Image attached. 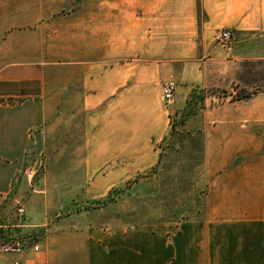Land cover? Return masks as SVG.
Masks as SVG:
<instances>
[{"label": "crops", "instance_id": "obj_1", "mask_svg": "<svg viewBox=\"0 0 264 264\" xmlns=\"http://www.w3.org/2000/svg\"><path fill=\"white\" fill-rule=\"evenodd\" d=\"M73 16L70 25H0V203L20 202L30 223L43 230L39 252L0 256V264L15 258L25 264L241 260L239 239L229 234L228 225H212L211 212L208 226L187 223L171 240L166 228L127 235L88 224L73 229L79 214L61 215L64 202L39 198L31 182L42 154L81 157L89 150L83 142L104 141L99 118L127 117L133 125L129 141L161 135L168 117L161 87L171 71L177 80L176 110L196 91L210 89L209 100L222 90L233 98L232 86L244 66L264 63V0H97L95 25H81ZM222 29L232 33L230 49L215 42ZM229 98L215 108L216 124L264 121V96ZM232 109L238 112L220 113ZM207 114L205 122L212 125V108ZM72 133L79 148L63 144ZM222 136L238 140L228 137L232 133ZM67 175L53 188H70ZM52 184L45 182L43 189Z\"/></svg>", "mask_w": 264, "mask_h": 264}, {"label": "rangeland", "instance_id": "obj_2", "mask_svg": "<svg viewBox=\"0 0 264 264\" xmlns=\"http://www.w3.org/2000/svg\"><path fill=\"white\" fill-rule=\"evenodd\" d=\"M0 1V25H70L73 15L81 25L96 24L97 0ZM173 74L171 71L168 80L175 82ZM232 88L234 96L263 97L264 63H247ZM210 92L192 93L178 110L173 102L168 106L163 103L168 112L163 131L147 141L126 140L133 125L123 115L99 118V137L104 141L83 142L89 147L81 152L84 156L49 158L44 153L35 160L31 182L35 195L64 202L61 215L78 213L72 219L73 229L88 224L106 234L166 228L171 240L187 223L208 226L211 212L212 225H228L229 234L243 247L241 260L233 259L232 264H264V121L216 124L215 108L231 95L214 91L212 100L206 99ZM210 108L212 125L205 122ZM238 111L220 113L234 115ZM222 133H232L228 137L238 140H220ZM70 135L64 146L79 148L76 134ZM63 173L70 175L71 187L53 188L60 185ZM45 182L53 183L52 187L43 189ZM28 222L38 236L33 242L39 246L43 230L29 218Z\"/></svg>", "mask_w": 264, "mask_h": 264}, {"label": "built area", "instance_id": "obj_3", "mask_svg": "<svg viewBox=\"0 0 264 264\" xmlns=\"http://www.w3.org/2000/svg\"><path fill=\"white\" fill-rule=\"evenodd\" d=\"M215 42L224 48L230 49L233 42L231 31L226 29L217 31ZM176 89L177 84L172 80L162 84V102L165 106L173 102ZM6 201L0 203V256L19 257L27 250L38 252L39 246L33 242L38 236L29 225L25 208L20 202L7 203ZM5 206L9 207L6 213ZM11 264L25 263L19 258H15L11 261Z\"/></svg>", "mask_w": 264, "mask_h": 264}, {"label": "trees", "instance_id": "obj_4", "mask_svg": "<svg viewBox=\"0 0 264 264\" xmlns=\"http://www.w3.org/2000/svg\"><path fill=\"white\" fill-rule=\"evenodd\" d=\"M247 97H250V95L249 94H236L235 96H234V99H243V98H247Z\"/></svg>", "mask_w": 264, "mask_h": 264}]
</instances>
